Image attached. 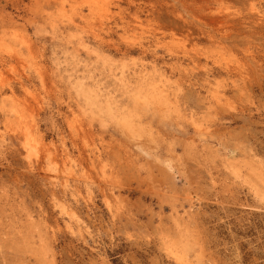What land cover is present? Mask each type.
<instances>
[{"label": "rangeland", "instance_id": "374dc122", "mask_svg": "<svg viewBox=\"0 0 264 264\" xmlns=\"http://www.w3.org/2000/svg\"><path fill=\"white\" fill-rule=\"evenodd\" d=\"M0 264H264V0H0Z\"/></svg>", "mask_w": 264, "mask_h": 264}, {"label": "bare ground", "instance_id": "6f19581e", "mask_svg": "<svg viewBox=\"0 0 264 264\" xmlns=\"http://www.w3.org/2000/svg\"><path fill=\"white\" fill-rule=\"evenodd\" d=\"M127 130V129H126ZM177 259H179V256L177 255Z\"/></svg>", "mask_w": 264, "mask_h": 264}]
</instances>
